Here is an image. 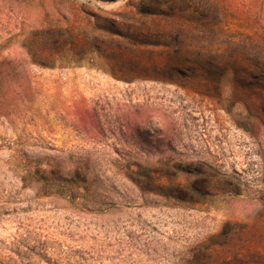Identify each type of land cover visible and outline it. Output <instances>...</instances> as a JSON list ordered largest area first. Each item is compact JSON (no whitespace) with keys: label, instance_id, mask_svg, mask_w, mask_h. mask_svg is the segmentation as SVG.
Here are the masks:
<instances>
[{"label":"rangeland","instance_id":"1","mask_svg":"<svg viewBox=\"0 0 264 264\" xmlns=\"http://www.w3.org/2000/svg\"><path fill=\"white\" fill-rule=\"evenodd\" d=\"M154 6L164 70L48 64L51 25ZM0 264H264V0H0Z\"/></svg>","mask_w":264,"mask_h":264},{"label":"trees","instance_id":"2","mask_svg":"<svg viewBox=\"0 0 264 264\" xmlns=\"http://www.w3.org/2000/svg\"><path fill=\"white\" fill-rule=\"evenodd\" d=\"M129 14H132V18L137 17L132 25L117 20H104L111 23L109 31L101 27L93 29L89 20L67 23L65 26L61 23L51 25L45 36L47 45L44 54L48 64L62 65L69 58L75 62L90 54L106 62L107 72H132L144 66L164 70L166 63H170L171 50L176 48L178 42L182 43L181 40L188 38L189 31L185 25H181L182 21L183 24L187 23L186 13H177L170 7L154 6ZM39 39L36 36L34 41L37 43ZM159 49L163 50L160 52L162 54L156 51ZM119 79L125 81L124 77Z\"/></svg>","mask_w":264,"mask_h":264},{"label":"water","instance_id":"3","mask_svg":"<svg viewBox=\"0 0 264 264\" xmlns=\"http://www.w3.org/2000/svg\"><path fill=\"white\" fill-rule=\"evenodd\" d=\"M120 1L125 2V1H128V0H120Z\"/></svg>","mask_w":264,"mask_h":264}]
</instances>
